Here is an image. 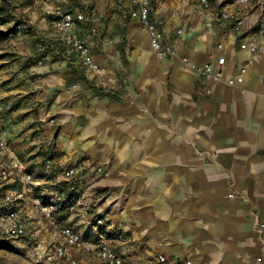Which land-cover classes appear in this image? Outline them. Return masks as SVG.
Here are the masks:
<instances>
[{
	"label": "crops",
	"instance_id": "0c3cea01",
	"mask_svg": "<svg viewBox=\"0 0 264 264\" xmlns=\"http://www.w3.org/2000/svg\"><path fill=\"white\" fill-rule=\"evenodd\" d=\"M117 1L107 0L108 39L90 46L100 69L86 71L115 95L89 100V135L105 144L99 159L107 178L104 194L94 204L103 224L86 235H103L128 264H145L156 254L191 264H258L264 245L250 211L264 220V38L204 29L194 0ZM144 1L174 47L171 56L154 55L148 35L127 16ZM60 4L41 0L34 9L28 5L23 10L39 16L30 44L37 47L35 39L57 44L45 13ZM258 11L245 14L254 19ZM241 40L258 50L251 54ZM219 55L225 58L222 79L211 84L209 95H198V68ZM61 65L73 63L61 60ZM230 188L248 201L228 199ZM63 225L78 228L73 222ZM46 236V244L61 240L58 230ZM19 249L30 256L39 251ZM69 254L76 264H101L93 250L71 248ZM10 256V251H0V259L15 262Z\"/></svg>",
	"mask_w": 264,
	"mask_h": 264
},
{
	"label": "rangeland",
	"instance_id": "374dc122",
	"mask_svg": "<svg viewBox=\"0 0 264 264\" xmlns=\"http://www.w3.org/2000/svg\"><path fill=\"white\" fill-rule=\"evenodd\" d=\"M40 1L0 0V113L8 129L5 134L8 151L0 154V169L10 172V177L5 179L0 176V204L6 196L11 198L12 192L26 190L16 209L27 219V234L32 235L17 238L15 242L0 241V251H10L9 258H15V262L8 257L0 261L14 264H34L31 257L41 262L37 253L30 256L18 251L19 248L35 250L38 245L46 244L49 240L46 235L57 231L64 222L75 223L76 230L84 234L98 232L101 226L94 223L101 213H96L94 204L104 194L107 178L99 159L106 153L105 144L95 143L89 135V100L115 95L100 85L97 77L87 76L86 71L100 69L93 58L95 69L87 68L78 55L66 52L61 46L56 8L45 14L55 29L57 44L41 39H35L37 47L30 44L36 35L35 21L39 16L33 10H23L28 5L34 9ZM61 4L63 11L82 14V19L76 22V32L85 41L89 54L94 43L106 42L107 0H61ZM127 16L132 19L129 12ZM136 22L148 35L144 26ZM119 44L120 55L124 57V38L121 37ZM149 49L152 51L150 45ZM61 60L73 65L63 67ZM78 97L80 103H74ZM13 161L19 163L21 171L9 167ZM70 167L79 171L76 179H63L62 174ZM16 173L30 175L32 185L19 179L13 181ZM95 180L100 182V187L91 186Z\"/></svg>",
	"mask_w": 264,
	"mask_h": 264
},
{
	"label": "built area",
	"instance_id": "2783aa9c",
	"mask_svg": "<svg viewBox=\"0 0 264 264\" xmlns=\"http://www.w3.org/2000/svg\"><path fill=\"white\" fill-rule=\"evenodd\" d=\"M194 2L200 13L201 25L204 29L215 30L214 34L218 31L227 32L226 29H228L229 32L241 36L252 34L254 38H264V0H194ZM224 6L227 7L223 8ZM249 9L259 10L254 19H249L245 14V11ZM54 13L59 18L57 27L61 46L64 47L66 52L78 55L84 66L95 69V63L92 61L85 41L76 32V22L82 19V14L76 13L73 15L70 12L61 10V8H56ZM129 16L144 26L148 34L150 48L157 57H168L173 54L174 47L165 40L161 30V22L154 18L151 7L147 2L144 1L142 4L134 5L129 11ZM177 33H180V30ZM239 44L243 48L246 47L251 54L258 50L254 43L246 44L245 41L241 40ZM221 46V43L216 44L218 48ZM55 52L61 54L59 48H55ZM262 53L264 55V49ZM224 63V56L219 55L213 61L205 62L198 68L200 83L197 91L198 95H209L211 93V84L222 79ZM243 70H241L242 74L244 73ZM227 83L233 84L234 81L228 80ZM4 123V118L0 113V154L8 151ZM9 167L21 171V166L17 161L11 162ZM78 173L77 168L70 167L64 171L62 178L67 180L76 179ZM104 174L107 175L106 172ZM0 176L2 179L10 177L9 170L0 169ZM79 178L82 179V177ZM15 179H19L29 186L32 185L31 177L28 174L16 173L13 176V181ZM99 185L100 182L95 180L91 186L98 187ZM24 191L12 192L11 198L6 196L5 199H2L3 203L0 204V231L3 234L0 236V241L8 243L15 242L17 238L26 235L32 237L31 234H27V219L16 209L20 200L23 199ZM226 197L228 199L237 198L243 202L248 201L244 194L231 188L226 192ZM250 214L255 224V233L261 237L264 245V220L256 210H251ZM102 224V218H95V226H102ZM58 233L61 240L57 244H40L37 246L39 251H36V253L41 262L65 260L69 264H76V261L71 259L69 250L71 248H82L86 251L93 250L96 252L101 264H128L118 248L103 235H95L94 238H89L84 232L67 225L60 226ZM256 261L258 264H264V254L258 256ZM145 264H191V261L178 256L168 257L163 254H156L153 259L148 260Z\"/></svg>",
	"mask_w": 264,
	"mask_h": 264
}]
</instances>
